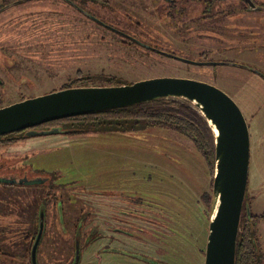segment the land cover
I'll use <instances>...</instances> for the list:
<instances>
[{
	"label": "rangeland",
	"instance_id": "1",
	"mask_svg": "<svg viewBox=\"0 0 264 264\" xmlns=\"http://www.w3.org/2000/svg\"><path fill=\"white\" fill-rule=\"evenodd\" d=\"M256 2L264 5V0ZM163 3L0 0V108L64 87H107L110 77L123 85L163 77L214 85L236 102L247 120L251 143L247 209L261 214L264 11L240 13L243 2L230 0L215 3L206 13V5L196 1L182 11L174 10L170 16ZM89 17L104 22L108 29ZM119 33L139 39L141 45ZM151 46L154 51L149 49ZM204 51L206 57L200 55ZM186 61L214 64L194 65ZM88 78L95 83H85ZM71 124L60 121L32 129L40 132L56 128L59 134L28 137L29 130L0 140V161L4 166L0 172L18 174V179H45L43 184L32 186L0 185L1 251L17 253L15 242L24 238L23 232L38 220L31 209L42 198L48 208V222L40 264H60L59 255L65 259L66 251L59 232L60 202L69 203L65 195L71 191L76 200L74 207L83 208L87 215L82 234L94 236V242L81 245L82 264H150L143 260L152 264H205L216 201L215 174L193 142L168 128L104 134L72 129L69 133ZM207 194L210 197L205 200ZM212 195L209 213L207 202ZM161 204L174 214L168 217L169 221L157 215L155 220L154 212L137 216L133 210H162ZM39 209L42 211V206ZM176 216L180 217L178 222L171 219ZM136 217L142 219L137 223L133 221ZM149 221L155 224H147L143 235L137 233L142 239L114 236L120 225L138 229L139 224ZM160 225H170L172 230L166 231L169 228L164 230ZM258 235L264 264V220L259 224ZM110 246L122 255L105 251ZM129 255H139L143 260ZM19 261L8 263L1 259L0 264H23Z\"/></svg>",
	"mask_w": 264,
	"mask_h": 264
},
{
	"label": "water",
	"instance_id": "2",
	"mask_svg": "<svg viewBox=\"0 0 264 264\" xmlns=\"http://www.w3.org/2000/svg\"><path fill=\"white\" fill-rule=\"evenodd\" d=\"M90 16V15H88ZM93 19L92 17H90ZM161 98L193 104L207 119L216 138L215 204L209 224L205 264H235L237 239L249 182L250 133L236 102L214 85L186 78H153L129 85L79 87L56 91L0 108V136L31 130L28 137L59 134L58 129H32L68 118L125 108ZM47 180V179H46ZM22 179L18 185L43 184ZM10 181L0 178V183ZM41 227L32 248V262L43 237Z\"/></svg>",
	"mask_w": 264,
	"mask_h": 264
},
{
	"label": "trees",
	"instance_id": "3",
	"mask_svg": "<svg viewBox=\"0 0 264 264\" xmlns=\"http://www.w3.org/2000/svg\"><path fill=\"white\" fill-rule=\"evenodd\" d=\"M80 13L85 14L83 11H80ZM89 19L93 22H97L99 26L107 28V26L103 23H100L94 19ZM108 29V28H107ZM110 29V28H109ZM122 36H125L126 38L132 40L133 42H137V44L141 45L139 42V39H134L129 35L121 34ZM148 48L147 46H145ZM150 50H153V47L149 48ZM162 54V52H160ZM207 52H201V56L206 57ZM170 56V55H168ZM173 58H177L175 55L170 56ZM188 63L194 64V65H205V64H214L211 62H204L201 63L198 62H191L186 61ZM217 65V64H216ZM89 80L85 81V83H95L96 80ZM118 79L114 77H110L108 79V86H121L123 85L121 81H118L119 84H117ZM80 86V85H79ZM84 87V86H80ZM85 87H91V86H85ZM69 89V87H64L62 90ZM62 122H72L71 126L68 127L72 133V129H75L73 131H80V132H87V131H93L95 133H109V132H115L118 133L120 131L122 132H143L150 127H160V128H168V129H174L178 133L186 136L188 139H190L195 147L202 152L203 156L207 160V163L210 165V172L215 174L216 170V138L213 133V130L207 121V119L203 116V114L190 102H187L182 99H174V98H161L156 99L150 102H145L125 108L120 109H113V110H107V111H100L96 113H92L85 116H79V117H73L68 118L64 120H60ZM56 121V122H60ZM56 122H51L46 124L47 126H52ZM76 122V123H75ZM45 125V126H46ZM17 135V134H15ZM156 184L155 182H152ZM51 188H53L52 183H50ZM21 186V185H20ZM248 191V188H247ZM71 191H68L65 195L66 198L69 199V203H66L65 201H61V211H60V218L62 215V218L60 219L62 230L59 232L63 234V238L65 240V259L63 256L59 255V263L60 264H82L80 258L81 252H82V246L89 243L94 242V236L92 233L85 236L82 234V229L84 228V223L86 221L87 215L85 214V210L83 208H75V198L72 197V194H70ZM155 198H158L154 194ZM42 197V196H41ZM206 197V198H205ZM207 197H210L208 194L207 196L204 195L205 200H207ZM72 198L74 199V202L71 203ZM247 198L248 194L246 193L245 202L243 206V212L241 216V222H240V228H239V234L237 239V249H236V263L235 264H262L263 262V251L261 248L259 235H258V227L260 222L264 220V212L261 214H254L251 211H248L247 209ZM204 200V201H205ZM56 203V202H55ZM208 203V204H207ZM207 206L209 208V213H211L212 210V203H213V195L210 198V200L207 202ZM38 204V205H37ZM35 204L34 209H31V211L35 210L34 219L38 217V220H34L32 225V228H28L25 232H23L26 236H21L24 238H19L18 241L15 242V244L18 246V251L16 254H10L6 251H1L0 246V260L6 262H13V261H22L33 264L32 262V248L36 241V238L39 234V231L42 226H44V234L41 241V244L39 246L38 252H37V264H40V259L42 255V246L43 242L45 241V235H46V227H47V215L46 212L48 211L45 209L46 204L43 205V199L40 198L39 201ZM42 206V211H45V220L41 222L39 220V214L40 209L39 207ZM92 208V207H91ZM162 210L157 208L156 210H151L149 207H147L145 210H141L138 208H133L134 211H137V214L139 216H144L147 213H155L154 219H157V216L161 219L162 218L168 220L169 216H174L173 213L169 211V207L165 205V208L162 207ZM10 209V208H9ZM10 209L9 211H11ZM17 210V209H15ZM149 210V212H147ZM178 213V212H177ZM75 214V216H73ZM89 214V213H88ZM157 215V216H156ZM138 216V215H137ZM141 217H136L133 221H136L137 223L141 220ZM172 220L178 222L180 217L176 216V218H171ZM169 221V220H168ZM181 221H185V219H182ZM180 221V223H181ZM147 224H155L152 221H149V223H146L144 225H140L138 229L136 227H131L129 225H120L121 230L125 231H135L134 234L132 232H128L126 236H129L131 238H143L142 236H139L137 233H141L142 235L145 233L144 227L147 226ZM81 225V227H80ZM31 227V226H30ZM160 228H169L166 229L172 230V227L170 228V225H165L163 227L160 225ZM149 229V228H147ZM36 230V231H35ZM156 230V229H154ZM163 230V229H162ZM1 233V232H0ZM60 233L58 235L61 237ZM147 235V233H146ZM151 236V233L148 234ZM89 238V239H88ZM130 238V239H131ZM3 240V238H0ZM113 239V238H110ZM88 241V243H86ZM85 243V244H84ZM12 246V245H10ZM114 246L108 247L105 251H107L109 254H120L122 255L120 251L113 249ZM17 248V247H16ZM18 254V256H17ZM106 254V253H105ZM132 254V253H129ZM14 256L16 259H14ZM133 258H136L139 260L142 257H139V255H129ZM146 263L152 264L150 260H143ZM158 264V261L156 262Z\"/></svg>",
	"mask_w": 264,
	"mask_h": 264
},
{
	"label": "flooded vegetation",
	"instance_id": "4",
	"mask_svg": "<svg viewBox=\"0 0 264 264\" xmlns=\"http://www.w3.org/2000/svg\"><path fill=\"white\" fill-rule=\"evenodd\" d=\"M162 1H164L163 5L166 7V10L164 7H162V8L165 11H167V12H165L166 14L170 13V16H171V14L174 12V10L178 9L179 11H182V10L187 8L188 4H190V3L194 4V3H196V1L203 2L206 5V13H208L211 10V8L214 6L215 3H219V2L224 3L225 1H230V0H162ZM239 1L243 2V6L240 7L242 10V11H240V13H245V14L257 13L258 14L260 11H264V5H262L260 2L257 3L256 0H239ZM45 125H42V126H45ZM42 126H39V127H42ZM36 128H38V127H36ZM28 131L29 130L17 132V133L11 134V135L0 136V140L8 138V137L10 138V136L14 137L15 134H21V133L24 134ZM0 160H1V158H0ZM3 167H4L3 163L1 162L0 163V171L3 170ZM17 175L18 174H15V175L9 174L8 175V174H4V173L0 172V178H2V179L4 178L5 180L10 181V183H8V182L7 183H0V185L18 186V184L14 183V181L16 180V182H19L20 180L25 179L26 177L24 178V176H23V178L18 179ZM2 208H3L2 202L0 201V218L3 219ZM44 216H45V211L40 212L39 220L41 222H43L45 220ZM2 219H0V221H2ZM128 232L125 230H121L120 228H116L115 232H113V233H115V235L114 234L113 235L114 236H126L128 234Z\"/></svg>",
	"mask_w": 264,
	"mask_h": 264
}]
</instances>
